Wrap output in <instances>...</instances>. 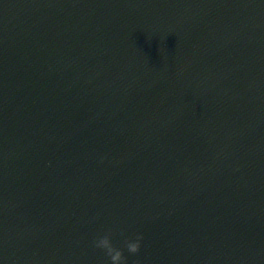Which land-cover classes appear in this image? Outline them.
Returning <instances> with one entry per match:
<instances>
[{
	"label": "water",
	"instance_id": "obj_1",
	"mask_svg": "<svg viewBox=\"0 0 264 264\" xmlns=\"http://www.w3.org/2000/svg\"><path fill=\"white\" fill-rule=\"evenodd\" d=\"M108 232L264 264V0H0V264H110Z\"/></svg>",
	"mask_w": 264,
	"mask_h": 264
},
{
	"label": "clouds",
	"instance_id": "obj_2",
	"mask_svg": "<svg viewBox=\"0 0 264 264\" xmlns=\"http://www.w3.org/2000/svg\"><path fill=\"white\" fill-rule=\"evenodd\" d=\"M121 235H123V233H121ZM110 237L111 232L104 234L93 241L94 246L105 252V255L110 259V264H126V258L123 252L113 246ZM142 238L141 235H137L135 240L125 239L124 247L127 249L128 253L136 254L139 251Z\"/></svg>",
	"mask_w": 264,
	"mask_h": 264
}]
</instances>
